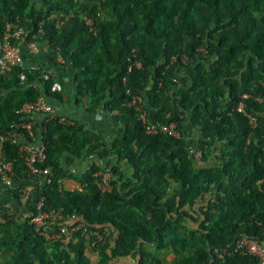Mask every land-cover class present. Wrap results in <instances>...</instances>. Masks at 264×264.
I'll return each mask as SVG.
<instances>
[{"label":"trees","instance_id":"obj_1","mask_svg":"<svg viewBox=\"0 0 264 264\" xmlns=\"http://www.w3.org/2000/svg\"><path fill=\"white\" fill-rule=\"evenodd\" d=\"M82 14L96 17L94 31ZM39 22L63 63L52 50L24 48L26 81L18 66L0 72V134L24 102L43 96L56 107L53 82L64 79L75 103L103 111L114 134L105 141L87 129L77 120L86 114L39 119L49 184L27 176L17 145L4 143L0 156L14 171L5 193L20 205L21 190L34 187L23 204L28 215L0 223V264H113L125 256L166 264L159 250L173 253L169 264H258L239 252L221 260L215 250L243 236L264 242V0H0V36L7 23L36 30ZM133 96L147 123H174L178 135L146 133L127 104ZM91 154L100 160L73 174L81 189L65 190L72 174L61 158ZM106 171L110 188L102 191ZM41 198L60 222L76 219L102 238L91 247L81 227L67 243L39 234L30 218ZM57 230L55 223L46 232Z\"/></svg>","mask_w":264,"mask_h":264},{"label":"built area","instance_id":"obj_2","mask_svg":"<svg viewBox=\"0 0 264 264\" xmlns=\"http://www.w3.org/2000/svg\"><path fill=\"white\" fill-rule=\"evenodd\" d=\"M82 19L84 23L90 27V30H92L94 26V17L83 14ZM61 23L62 20L57 17L55 26L58 27ZM43 34L44 31L41 22L38 23V28L36 30L34 28L7 23L5 25V31L0 36V72L6 73L14 66H18L20 69H23L18 73L19 80L26 81L27 77L24 72L26 64L22 56V50L24 48L29 53H37L40 51L48 52L52 50L51 52L54 55L55 61L57 63H63V57L59 47H51L46 38L42 39ZM58 87L59 82L56 80L53 82L52 89L58 91ZM140 102L141 100L139 97L133 96L127 104L133 106L134 109L138 111V118L142 121L146 133H156L159 131L163 134L172 136L178 135L174 123H147V112L142 108ZM238 110H242L241 105H239ZM16 113L20 115V117L17 120L11 121L9 128L4 133L0 134V155L4 143L9 142L16 144L18 147L17 154L23 161L27 176L40 179V181L45 184H49L52 179V172L50 166L46 164V143L41 135L38 134L40 131L44 132V129H40V126L36 125V117L41 116V119L46 121L57 119L60 123L67 120L64 116L59 115L57 108L46 101L43 96H39L33 101L24 102L16 110ZM252 118L253 117L249 116L250 124L253 123ZM199 152H195V154ZM12 176H14L13 160H5L0 156V179L7 187L11 184ZM109 180L110 176L107 172L102 174L101 182L98 183L102 191L109 190ZM33 187L34 186L30 184L21 190L19 200L22 203L28 200ZM6 214L7 216L10 215L8 211L0 210V223L4 222ZM61 218V215L53 210H44L43 200L41 198L35 204V213L31 216L30 223L34 225L35 230L39 234L48 239H59L64 243H67L71 238L72 232L78 230L80 227L87 233L91 247L102 238V233L98 230H88L80 224L74 225L73 223H75V221L71 219H69V221L60 222ZM55 223L59 230L51 234L46 232V229L52 227ZM67 225H71V227L68 228ZM235 252L257 256L258 264H264V243H259L255 239L244 236L237 238L234 245L231 247L216 249L215 255L217 258L223 260L225 256L234 254Z\"/></svg>","mask_w":264,"mask_h":264},{"label":"crops","instance_id":"obj_3","mask_svg":"<svg viewBox=\"0 0 264 264\" xmlns=\"http://www.w3.org/2000/svg\"><path fill=\"white\" fill-rule=\"evenodd\" d=\"M75 88H73V85L67 84V80L64 79L63 82L59 83L58 92L61 95V100L58 102V105H55L58 112L60 113H72L73 115L80 114H86V115H79L77 120L84 123L87 129H90L92 131H96V133H100L102 136L105 137V141H109V139L114 134L112 131V121L109 119V117L105 116L103 111L100 112L97 111L93 114H89L85 111V107L87 105L86 99L82 98V101L75 103ZM37 123L39 122V119L41 120V116L36 117ZM83 119V120H82ZM191 138V137H189ZM65 156L61 158V163L66 168V171L72 174V178H64L62 180V187L65 190H79L81 189V184L78 182L77 179L74 178V175H80L79 172H84L85 169L88 167V165H91V163H97L100 159H97L95 155L91 154L85 159H78L74 156H71V161L67 162L64 159ZM113 164L116 165V162L113 160ZM121 167H125L123 163L120 162ZM74 174V175H73ZM7 186L2 182L0 179V204L5 206V211H8L10 214L13 213L15 216L18 214H27L28 211L23 206L24 203L21 202L19 205L13 198L8 196L5 193ZM73 221H76L74 219ZM108 229H112L111 226L107 227ZM151 248V249H148ZM148 250L154 251L152 246L147 247ZM93 253H90V257L92 259H95V255H92ZM157 256L159 258H163L164 262L166 264H169L171 260L173 259L174 255L170 251L162 250L157 252ZM135 260L131 256H125L121 258L114 259L113 264H135Z\"/></svg>","mask_w":264,"mask_h":264},{"label":"rangeland","instance_id":"obj_4","mask_svg":"<svg viewBox=\"0 0 264 264\" xmlns=\"http://www.w3.org/2000/svg\"><path fill=\"white\" fill-rule=\"evenodd\" d=\"M253 120H252V125L254 126L256 123H255V118H252ZM197 131L198 130H193L192 132H191V134H189V137H191V138H193V140H196V136L198 135V133H197ZM195 137V138H194ZM193 142V144H195V142L194 141H192ZM196 152H199V150H196ZM201 152H199V153H197V154H195L194 156H196V157H199V154H200ZM148 249H151V248H148Z\"/></svg>","mask_w":264,"mask_h":264},{"label":"clouds","instance_id":"obj_5","mask_svg":"<svg viewBox=\"0 0 264 264\" xmlns=\"http://www.w3.org/2000/svg\"><path fill=\"white\" fill-rule=\"evenodd\" d=\"M83 15V14H82ZM82 15H81V19H82ZM85 15H87V14H85ZM92 16V15H91ZM94 17V16H93ZM95 19H96V17H94V20H93V24H94V26H93V29L91 30V31H94V29H95ZM83 20V19H82ZM60 26V25H59ZM89 28V30H90V27H88ZM245 95V96H244ZM242 97L243 98H245V97H247V94H243L242 95ZM239 105H241V108H242V103L241 102H239ZM239 105H238V108H239ZM252 117V116H251ZM254 118V117H253ZM171 123V122H170ZM169 124V123H168ZM196 157V156H195ZM107 172V171H106ZM105 172H103L102 174H104ZM108 173V172H107ZM102 174H101V177H102ZM109 174V173H108ZM262 243H264V242H262Z\"/></svg>","mask_w":264,"mask_h":264}]
</instances>
